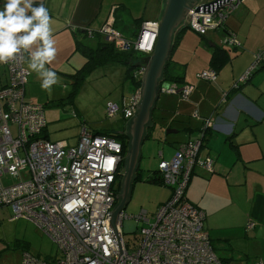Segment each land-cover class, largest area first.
Returning <instances> with one entry per match:
<instances>
[{"label":"built area","instance_id":"1","mask_svg":"<svg viewBox=\"0 0 264 264\" xmlns=\"http://www.w3.org/2000/svg\"><path fill=\"white\" fill-rule=\"evenodd\" d=\"M244 0H221L218 4L193 8L188 26L201 35L211 30H225L228 18ZM159 22L145 20L134 37L124 36L111 17L99 30L88 29L89 36L101 34L122 51L153 53ZM230 31V30H229ZM224 46L241 47L235 32L224 34ZM25 51L4 65L8 84L0 88V211L12 209L11 220H33L56 244L60 256L41 259L25 251L20 264H224L211 245L205 227L206 213L185 198L193 172L202 167L214 172L215 159L202 157L211 118L204 120L200 135L180 143L172 159L160 154L159 169L166 186L172 188L170 199L149 217L147 211L135 216L142 225L135 242L124 239L122 226L130 216L122 211L117 218V234L111 225L117 202L118 176L124 155L123 143L111 136L94 135L83 128L78 143L68 146L44 136L47 121L41 104L26 97L30 76L24 66ZM264 60L262 52L233 85L247 82L253 70ZM144 68L134 72L142 79ZM197 77L216 82L218 71L203 70ZM195 86L191 83L165 81L161 93L188 99ZM228 92H223L226 101ZM140 101V87L123 104H107L109 118L121 113L129 120ZM198 118V112L193 114ZM251 222L249 227H254ZM249 264V263H245ZM253 264H264L257 259Z\"/></svg>","mask_w":264,"mask_h":264},{"label":"crops","instance_id":"2","mask_svg":"<svg viewBox=\"0 0 264 264\" xmlns=\"http://www.w3.org/2000/svg\"><path fill=\"white\" fill-rule=\"evenodd\" d=\"M34 2L43 3L49 11L51 36L55 41L56 55L51 64L47 66L56 71L58 83L49 90L42 89L40 79L28 66L29 52L24 50L26 56L24 66L30 72L26 85V96L29 100L33 99L35 102L38 101L45 106L62 111L69 104L54 105L53 101L63 100L69 96L72 89L70 75L75 74L87 61L82 54L75 51L76 41L85 36L88 29L102 28L111 17L114 18L117 28L120 14H132L134 20L131 25L136 27L138 19L150 20L145 17L146 7L143 8L140 4V7L136 9L133 5L142 0H34ZM161 3L162 0L153 11V15L155 12L159 16ZM2 6V0H0V7ZM260 9H264V0H244L229 18L226 27L234 30L237 35L242 32L244 35V39H241L243 48L220 45L229 51L231 61L218 70L216 82L200 80L197 74L201 70L213 68L211 58L214 46L220 44L219 34L221 33L209 32L202 36L206 40V50L210 52L206 54L205 50L199 54L196 50L195 55L200 59L201 64L191 69L187 67L188 62L180 61L179 55H182V44L185 37L183 36V42H180L173 53L172 68L176 74H184L183 84L191 83L195 89L185 100L179 95H173L178 98L177 105L170 117L165 120L167 129L178 130L177 133L181 129L180 123L183 124L182 129L187 135L186 139L189 140L198 138L204 120L211 118L213 126L207 131L201 154L210 155L215 159L214 172L198 167L191 178V184L188 185L186 198L205 211V227L207 226L210 238L213 242L219 243L218 246L223 250H230V253L227 251L223 256L238 258L240 261L237 264L243 262L253 264L259 256L264 261L263 244L253 245L250 251L242 250L240 253L233 246L237 239L242 238L251 239L252 237L256 241L264 240V69L256 70L247 82L233 89L234 83L253 63L254 55L258 52L264 55V12H260ZM251 19L253 30L244 29L243 24ZM221 32L226 33L223 29ZM85 38L95 41V44H91L93 46H97L101 40H106L101 34L95 38H90L88 35ZM36 47L37 44H34L32 50ZM232 54H234L233 57ZM145 58L146 56L143 55V59L138 63L144 62ZM7 84V69L4 65H0V88ZM66 85L70 86V91L64 95L67 92ZM223 92L229 93L226 101L223 100ZM77 97L72 106L75 108L74 114L79 116V109L76 107ZM127 98L128 96H123L122 104ZM167 108L168 106H157L159 110ZM196 111L198 118L193 117ZM84 127L90 132L98 131H91L87 125ZM47 128L48 122L44 129V136L47 139L72 146L66 139L52 140ZM79 138L80 136L77 138V143ZM180 143L176 140L170 144L176 150ZM162 152L163 158L166 159L164 151ZM173 152L175 153L171 150L169 155ZM170 197L171 194L166 201ZM251 222L255 223L254 227H249ZM235 252L239 254L238 257L235 256Z\"/></svg>","mask_w":264,"mask_h":264},{"label":"rangeland","instance_id":"3","mask_svg":"<svg viewBox=\"0 0 264 264\" xmlns=\"http://www.w3.org/2000/svg\"><path fill=\"white\" fill-rule=\"evenodd\" d=\"M159 3L160 0H145V2L142 0V2L133 5L138 9L140 4H142L143 8H147L145 17L154 20L157 19L158 13L156 14L154 12L153 15V11L157 8ZM259 11L264 12V9H260ZM119 17L117 28L124 36L129 35L130 37H134L138 32V28L135 25H131L134 20L132 14H120ZM251 23L252 19L246 21L243 24V28L246 30H253L254 27ZM210 32H220V44L218 43L217 45L220 46L223 44L225 36L222 34L221 29L211 30ZM184 36V42L182 40V55H179L180 61L183 63L188 62L187 67H190V69L195 68L201 64L195 52L197 50L200 54L203 53L202 51L206 50V40L191 29H188ZM238 36L240 37L238 40L242 42L241 39H244L242 32L239 33L237 37ZM87 42L90 44L96 43L92 40H87ZM209 52V50H206V54ZM245 53L247 54V52ZM233 55L234 54H232V57ZM253 59L255 60V55ZM228 63H230V61L227 62V64ZM126 69V65L119 62L106 63L96 68L86 80L85 84L80 88V94L79 92V95L77 94L76 107L79 109V116L74 114L75 108L72 105L67 106L63 111L46 106L44 111L48 122L47 130L50 138L54 141L66 139L74 146L85 125L89 126L91 131L119 132L123 130L125 120L121 113L117 114L115 117L109 118L107 115V104L113 101L122 105L124 95L128 96L127 99L131 97L135 86L131 79L126 77ZM199 72L201 73L202 70ZM66 91L64 95H67L70 91L69 85H66ZM173 95L174 94L161 93L158 106L163 105L168 106V108L159 110L156 107L154 112L155 126L152 128L150 137H148L142 145V159L140 162L142 178L135 181L132 196L124 209L125 214L130 217L124 219L122 231L124 239L130 243L135 242L138 231H140L142 225L147 224L146 222L137 221L135 216H138L143 211H147L149 213L148 216L151 217L152 214L157 211L158 207L169 198L170 194H172V189L169 186L146 181L148 175H152L154 171L158 169L161 160L160 154L163 153L162 151H164L166 160L173 158L175 153L173 152L172 155H169V152L171 150H176L170 143L176 140H179L181 143L188 140L186 139L187 135L182 129L184 125L181 123L179 125L181 127L179 133H167V123L165 120L173 113L178 99ZM30 101L35 102L33 99H30ZM35 103L42 104L38 101ZM202 157L205 156L202 155ZM189 184H191V182ZM12 215L13 213L10 207L0 211V264H20L25 251H29V253L45 260H50L51 258L61 255L56 242L44 233L33 220L26 218L11 220L10 218ZM260 244L264 245V240L256 241L255 238L252 239L251 237V239H237L233 243V246L234 249L240 253L242 250L248 252L252 249L253 245L257 246ZM227 251L230 253V250L219 248L216 252L219 256H223ZM237 252H235L236 257L239 255ZM257 259H261V257H256V260ZM239 261L240 260H237L235 262L239 263Z\"/></svg>","mask_w":264,"mask_h":264},{"label":"water","instance_id":"4","mask_svg":"<svg viewBox=\"0 0 264 264\" xmlns=\"http://www.w3.org/2000/svg\"><path fill=\"white\" fill-rule=\"evenodd\" d=\"M220 1L162 0L157 18L159 28L155 49L152 54L146 56L144 62L137 64L139 68H144L140 87V101L134 115L126 121L124 129L119 131L125 134L128 139L124 159V174L111 220L119 243L121 236L117 229V218L130 201L140 169L142 145L149 135V130L155 126L154 112L161 95V85L165 82V71L175 46L176 35L182 27L187 25L190 10L193 8L199 10L200 3L203 7H209L218 4ZM177 131L171 128L167 129L168 134Z\"/></svg>","mask_w":264,"mask_h":264},{"label":"trees","instance_id":"5","mask_svg":"<svg viewBox=\"0 0 264 264\" xmlns=\"http://www.w3.org/2000/svg\"><path fill=\"white\" fill-rule=\"evenodd\" d=\"M40 3L41 2H36L35 4H40ZM144 21L145 20H143V19L137 20V27L139 30L141 29V26H142ZM115 27H116V24H115ZM188 29H191V28L187 24L184 27H182L176 35V41H175V46H174V49L172 52V56H171V59L168 63L166 71H165V81L178 82L180 84H183L184 74H176L174 72V69L172 68V63L174 62L173 61V53L176 50V48L180 45V42L182 41V38ZM139 30H138V32H139ZM229 30L230 29H228L227 27L225 28L226 32H231V31L235 32L234 30H230V31ZM138 32L135 35H137ZM87 35L89 36L88 31H86L85 36H87ZM199 35H201V34H199ZM85 36H82L80 39H78L76 41L75 51L82 54L86 58L87 61H86L85 65L81 69L77 70V72L75 74L70 75V79L72 81L71 82L72 89H71L69 96H67L63 100L61 99L58 101H53L54 105H68V104L73 105L75 97L77 96L80 88L85 83L87 78L91 75V73L97 67H99L105 63H109V62L125 63L128 67L127 78L131 79V81L134 83L135 88L138 89L139 87H141L142 79H139V80L136 79L134 77V72L138 68L136 64L143 59L142 53L137 52L135 50L122 51L119 48H117L113 42H109L107 40H101L97 46H93L87 42V38H85ZM96 36H98V34L95 36H92V37L89 36V37L95 38ZM201 36H203V35H201ZM230 48H233V47H230ZM242 48H243V43L241 44V47H239L238 49H242ZM229 61H231V56L229 54V51L226 48H224L223 46L215 45L214 46V52H213V55L211 58L212 67L218 71L221 67L226 65L227 62H229ZM258 69H264V60L260 63V65L258 67H256L253 70L252 74ZM41 105L43 106V108L45 110L46 106L44 104H41ZM157 106H158V104H157ZM44 113H45V111H44ZM46 127H47V124H46ZM46 127L44 129H46ZM151 131H152V129L149 130L148 137H150ZM93 133L115 137L117 140H119L123 143V155L124 156L126 155L127 147H128V139L125 136V134H123L121 132H113V131H97V132H93ZM124 159H125V157H124ZM124 159H123V162L121 165V168L123 170H124ZM193 174H194V172H193ZM122 177H123L122 175L118 176V193H119L120 188H121ZM192 177H193V175H192ZM141 178H142V172H141V168H140L138 173H137L136 181L140 180ZM146 181H148L150 183L164 185L159 168L157 170H155L152 175H148ZM187 189H188V187L186 188V191H187ZM172 193H173V191H172ZM171 196H172V194H171ZM185 198H186V193H185ZM226 242H228V241H226ZM211 245H212L213 249L215 250V252L219 248L222 249V247L218 246L219 243L213 242L212 239H211ZM226 248L230 249L229 247H226ZM219 257L221 258V260L223 261L224 264H237L235 261L239 260L238 258L237 259L236 258H228L226 256H219ZM245 263L246 262H243L240 264H245Z\"/></svg>","mask_w":264,"mask_h":264},{"label":"clouds","instance_id":"6","mask_svg":"<svg viewBox=\"0 0 264 264\" xmlns=\"http://www.w3.org/2000/svg\"><path fill=\"white\" fill-rule=\"evenodd\" d=\"M0 7V64L14 59L21 50L29 52V68L49 90L58 83L55 70L48 67L56 55L51 36L50 15L43 3L34 0H2ZM37 47L32 50V46ZM124 173V172H123Z\"/></svg>","mask_w":264,"mask_h":264},{"label":"flooded vegetation","instance_id":"7","mask_svg":"<svg viewBox=\"0 0 264 264\" xmlns=\"http://www.w3.org/2000/svg\"><path fill=\"white\" fill-rule=\"evenodd\" d=\"M125 157V156H124Z\"/></svg>","mask_w":264,"mask_h":264}]
</instances>
